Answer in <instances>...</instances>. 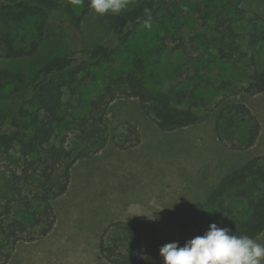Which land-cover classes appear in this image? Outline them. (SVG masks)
<instances>
[{
    "label": "rangeland",
    "instance_id": "374dc122",
    "mask_svg": "<svg viewBox=\"0 0 264 264\" xmlns=\"http://www.w3.org/2000/svg\"><path fill=\"white\" fill-rule=\"evenodd\" d=\"M179 1L181 13L177 11L173 23L152 21L150 29L139 25L122 45L113 35L110 15L99 16L91 8L79 25L71 22L64 8L51 13L39 49L30 56L7 58L0 41V69L22 71L28 79L55 56H82L100 43L115 48L114 62L108 66L115 71L129 68L134 57L142 56L151 88L174 94L186 92L179 104L186 107L187 101L197 99L199 105L194 107L205 115L200 124L165 131L144 112L137 97L118 96L105 117L106 145L73 164L67 192L52 200L59 221L53 238L28 240L46 225V222L31 225L34 211L42 210L45 202L34 199L38 181L21 178L29 165L20 147L9 154L0 150V264H45V259L46 264H65L62 258H70L69 264H73L71 258H85L83 255L93 253L96 259L98 236L118 220L136 223L144 237V257L150 264H164L160 248L177 242L180 227L189 215L196 213L205 225L213 217L217 208L205 205L210 193L225 174L252 156L248 148H241L236 127L229 137L223 124L219 125L224 137L216 142L215 134L208 131L210 125L215 124L218 131L220 115H235L231 105L247 100L255 104L264 122V93L251 95L241 89L247 83L248 73L263 65V41L252 43L249 33L256 25L264 27V0H242L240 16L234 24L239 35L235 40L228 38V46L209 38L210 32L201 23L204 11L197 10V4L204 6L203 0ZM39 20L29 17L12 25L10 30L17 46L31 45L37 36ZM4 30L7 28L0 20V35ZM230 44L238 48H230ZM157 46L161 47L160 52H152ZM229 52L234 55L231 59ZM95 73L96 79L81 93L87 101L102 93L107 83L106 70L96 68ZM190 89H194L193 94ZM198 95L203 96L202 102ZM77 111L81 114L85 110ZM58 131L56 143L65 134L62 128ZM76 133L77 130H71L65 138L66 145L77 151L83 144L76 143ZM225 151L228 167L210 168L207 160L223 157ZM234 161L239 163L229 166ZM15 182L21 194L15 190ZM17 219L25 222L27 229L17 230L23 238L15 244ZM208 230L206 225L201 236ZM254 239L264 244V231ZM99 258L98 264H110L101 253Z\"/></svg>",
    "mask_w": 264,
    "mask_h": 264
},
{
    "label": "trees",
    "instance_id": "16d2710c",
    "mask_svg": "<svg viewBox=\"0 0 264 264\" xmlns=\"http://www.w3.org/2000/svg\"><path fill=\"white\" fill-rule=\"evenodd\" d=\"M203 1L204 6L197 4V10L204 11L201 23L210 32L208 37L228 46V38L239 35L234 24L236 17L240 16L242 0ZM178 2L138 0L120 15H110L113 35L119 44L126 43L146 18L145 8L150 9L153 22L167 20L173 23L179 14L177 11L181 13ZM89 4L90 0H84L76 8L71 0H0V20L7 28L0 35L4 56L14 59L35 54L43 38L46 19L51 13L64 8L71 22L79 25L90 9ZM29 17L40 19L37 36L29 47L17 46L10 29L15 22ZM176 22L179 23V20ZM249 34L252 43L263 41L264 45V27L260 29L256 25ZM230 48H238V45L230 44ZM160 50L161 47L157 46L151 51ZM115 52L112 46L100 43L82 56L58 55L40 66L30 79L22 71L0 69V150L9 154L17 146L20 147L21 155L29 165L21 178L26 181L36 179L38 184L34 199L45 202L42 210L34 211L31 225L43 222L46 225L40 232L29 236L28 240L42 238L53 229L57 217L52 200L67 192L73 164L80 158L99 152L106 145L108 135L105 117L111 102L118 96L137 97L144 112L152 116L165 131L193 125L205 118L194 107L199 105L197 99L187 101L186 107L179 104L183 102L186 92L174 94L151 88L146 81L148 71L142 56L134 57L129 68L119 71L108 68L114 62ZM225 56L227 54L224 53ZM228 56L229 59L234 57L231 52ZM96 68L106 70L107 83L102 93L87 101L81 93L87 84L96 79ZM244 85H240L241 89L248 94L264 93V61L260 68L248 73ZM190 90L193 94L194 89ZM200 98L202 102L203 96ZM78 109L85 111L78 114ZM231 109L235 115H220L219 125L223 124V129L230 133L229 137H232V128L236 127L242 147L252 146L261 128L257 118L244 103L231 105ZM60 128L65 134L61 142L56 143L54 138L60 136ZM74 129L77 130L76 143L83 144L77 151L66 145L65 138ZM15 190L21 194L16 182ZM205 205L217 208L213 217L208 219V229L215 222L220 227L231 229L232 234L237 236L247 235L253 239L259 236L264 231V154L248 158L225 174L210 193ZM206 225L201 223L196 213L189 215L180 227L177 240L179 245L183 246L186 241L201 236ZM26 229L25 222L15 220V244L23 238L17 230ZM99 251L110 264H150L144 257L142 230L130 220L110 223L100 234ZM10 257L8 254L6 258Z\"/></svg>",
    "mask_w": 264,
    "mask_h": 264
},
{
    "label": "clouds",
    "instance_id": "9594fccd",
    "mask_svg": "<svg viewBox=\"0 0 264 264\" xmlns=\"http://www.w3.org/2000/svg\"><path fill=\"white\" fill-rule=\"evenodd\" d=\"M71 3L79 8L84 0H71ZM132 3L133 0H90L89 7L99 16H118ZM144 14L142 26L150 29V9L145 8ZM160 255L164 264H264V244L247 235H234L231 229L214 222L203 236H196L183 246L178 241L163 245Z\"/></svg>",
    "mask_w": 264,
    "mask_h": 264
},
{
    "label": "crops",
    "instance_id": "0c3cea01",
    "mask_svg": "<svg viewBox=\"0 0 264 264\" xmlns=\"http://www.w3.org/2000/svg\"><path fill=\"white\" fill-rule=\"evenodd\" d=\"M244 104L252 111L253 115L257 118V120H258V122L260 124V127H261L260 128L259 136H258L257 141L255 142V144H253L252 146L247 147L249 149L248 150V154L251 155L252 157L253 156H256V155H263L264 154V122L262 121V118L260 117V113L258 112V110L255 109V104L251 103L249 100L245 101ZM203 121H205V120H202L201 122H199V124L202 123ZM219 121L217 123L218 131L216 130L215 124H214V126H212V124H211L210 125V128L208 129L209 132H212V133L215 134L214 138H215L216 142H218V138L219 137L220 138L221 137L222 138L224 137V136H222V133H221L222 131H220ZM229 135H230V133H229ZM229 139H231V138H229ZM241 148H243V147H241ZM247 148H243V149H247ZM225 152H226V154H224L223 157L221 156L218 159L216 158L217 160L216 159H214V160L213 159H210V161L207 160L208 161V164H209L208 166L210 168H214V169H217V168H219V169L227 168L228 167L227 166L228 165L227 161L229 162L228 157H227L228 151H225ZM238 163H239L238 161H234L229 166L232 167L233 165L238 164ZM237 167H239V166H236L235 168H237ZM58 224H59V221L57 220L56 223H55V225H54V227H53V229L46 236H44L42 238L43 239L44 238H48V237L53 238L55 236L56 229L58 228ZM99 237L100 236H98L97 251L95 250V252L97 253V255H95L96 256V259L93 257V254L94 253L92 255L91 254L90 255L89 254L83 255V257H85V258H81L79 256H76L75 258H71V259H73V264H77V263H79V264H98L100 262V258H99V255H100V251H99ZM62 241H63V239H62ZM84 242L85 241L81 242L79 245H82V243H84ZM76 244L78 245V243H76ZM73 246H74V244H73ZM91 250H94V247H92ZM65 251H66V249L63 250V253L64 254H65ZM35 259L37 260L38 258H35ZM69 259L70 258H62L61 261L63 263H65V264H69ZM104 260H105V258H104ZM44 261H45V264H46V259Z\"/></svg>",
    "mask_w": 264,
    "mask_h": 264
}]
</instances>
